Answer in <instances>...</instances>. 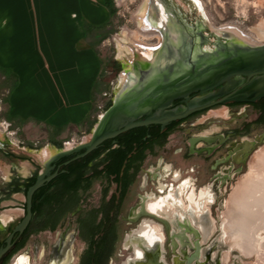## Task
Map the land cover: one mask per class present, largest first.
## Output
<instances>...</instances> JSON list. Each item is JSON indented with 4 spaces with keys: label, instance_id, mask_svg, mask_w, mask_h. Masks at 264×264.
<instances>
[{
    "label": "rangeland",
    "instance_id": "1",
    "mask_svg": "<svg viewBox=\"0 0 264 264\" xmlns=\"http://www.w3.org/2000/svg\"><path fill=\"white\" fill-rule=\"evenodd\" d=\"M150 1L153 6H158V3L159 6L163 5L165 9L169 10L168 12L174 13L186 27L191 28L194 32L200 29L201 35L206 37L209 43L204 47L212 48L217 39L228 43L225 36L216 32L217 29L224 26L236 28L252 43L261 42L262 38L259 37L258 28L260 23L264 22V0ZM118 2L114 0L115 13L110 25L111 33L107 39L98 45V53L105 69V86L104 93L97 101L93 111V125L91 127L65 130L57 135L51 130L34 124H10L5 118L6 90L4 86L7 78L3 75L0 77V192L2 194L5 193L7 187L3 172L6 168H19L24 164L32 165V173H39L42 164L34 155L29 154L28 150L36 151L35 153L46 147L74 150L78 144L88 138L97 118L105 112L106 102L114 99L115 89L124 68L123 62L117 57L116 40L124 32L130 41H135L136 37L134 36L138 34V29L134 16L143 0ZM148 17L150 18L151 15ZM158 40L157 36L146 39L137 37V41L151 46L156 45ZM130 44L137 52L135 44ZM232 89L233 87L229 88L227 84L223 89L208 95L197 92L191 101L214 98ZM172 108L171 106L166 110H172ZM153 113L157 114L158 112L153 111ZM203 134L214 139L211 144L196 145L200 146V149L213 148L207 157L205 153L195 152L191 154L189 151L190 140ZM52 135L55 136L53 140L51 139ZM220 137L224 139L223 143L219 142ZM257 137H260L261 140L255 148L249 150L244 155L243 160L235 162L229 155L230 151L241 146L244 141H253ZM52 141L60 142L62 147H56ZM225 156L227 158L216 165V162ZM161 161L163 164L171 165L172 171H178L180 175L177 180H173V174H167L161 181L164 190L159 193L157 181L152 175L158 169ZM256 168L260 175L258 179L253 177ZM222 169H227L228 179L225 183L220 184L218 175ZM144 179L145 186L142 188ZM185 180L189 181V187L182 191L181 185ZM254 180L259 184L264 181V124L256 121V115L249 108H227L214 105L186 122L175 126L164 146L155 148L152 153L147 154L132 185L128 188L125 198L117 209L116 239L113 252L109 258L100 261L93 256V252L89 250L83 239L80 227L81 221L88 220L91 213L103 204L102 193L106 185L100 181H95L90 190L82 195L78 209L65 215L55 231H42L31 235L23 248L10 258L8 264H52L53 261L55 264H61L65 250L69 254L68 264H125L133 259V249L136 245L135 243L128 244L126 240L132 233L138 231L142 222H151L162 233L163 244L160 258L163 264H173L175 259L181 264H185V257L190 256L195 251L193 242L199 244L200 257L198 260L201 264H213L216 260L218 264H264V222L259 225L256 231L254 230L255 234L250 230L252 234L247 235V238H236L238 240L235 246L231 245V248H224L229 241L230 244L232 243L228 239L229 233L225 228L224 218L228 217L235 201L252 193L251 190L254 188L251 186V182ZM241 185L244 186L243 190H241ZM209 187L212 188L214 193L212 190L211 192L214 195H212L211 202L207 203L201 200L200 193ZM173 189L179 191L181 205L179 210L175 209L169 215L171 226L168 233L163 224L153 216L142 215L137 220L132 219L131 212L139 208L143 196L153 194L160 198L166 196ZM190 192H192L194 201L203 202L199 212L208 221L209 230L207 233H198L196 237L183 232L181 234L182 240L187 241L191 247L177 246L173 249L169 233H178V228H181L175 225L182 224L181 212L184 213L188 207H191L192 212L186 214V221L190 223L191 217H196L194 206L189 203L188 199ZM115 193V186L111 185L104 203H107ZM6 202H10V204L2 203L4 211L1 214L9 217L13 213H17L16 211L20 208L19 204L23 203V199L20 194L12 195L6 198ZM112 214L113 212L110 217ZM18 216V214H14L12 217L18 218ZM220 227L225 229V232L220 233ZM253 235H256L254 237L257 239V243L254 245L255 249H251L253 247ZM248 239H250L252 247L246 251ZM175 242L180 245L179 240L176 239ZM180 248H183L182 252ZM203 254L204 258H202Z\"/></svg>",
    "mask_w": 264,
    "mask_h": 264
},
{
    "label": "crops",
    "instance_id": "2",
    "mask_svg": "<svg viewBox=\"0 0 264 264\" xmlns=\"http://www.w3.org/2000/svg\"><path fill=\"white\" fill-rule=\"evenodd\" d=\"M112 18L106 0H0V70L16 80L8 116L57 135L86 127L104 93L98 45Z\"/></svg>",
    "mask_w": 264,
    "mask_h": 264
},
{
    "label": "bare ground",
    "instance_id": "3",
    "mask_svg": "<svg viewBox=\"0 0 264 264\" xmlns=\"http://www.w3.org/2000/svg\"><path fill=\"white\" fill-rule=\"evenodd\" d=\"M119 2H122V0H117ZM148 0H143L142 5L137 10L134 19L137 24L138 34H136L135 41H130V39L127 37V35L122 32L119 35V39L116 40L117 44V57L123 62L124 65V71H130V74L133 73L131 71L132 66L129 64L128 60L132 56L133 59H136L138 67L142 70L141 73L136 74L135 77L132 75L131 83L133 84L132 89H126V92L123 93L119 99L124 103H133L135 101H138L143 96H145L151 89L156 87V85L160 83H168L171 82L174 79H177L179 75L174 74L169 76L166 79H162L161 75H163L166 71V69L169 67V64L171 62L170 57L167 55L168 53H162L159 55L158 58H154L156 54L158 55L159 52L153 51V52H146V47H153L151 45H146L140 41H137V37L140 36L143 39L157 36L159 38L158 43L162 42V36H161V30H168L170 35L173 37V41L171 40L170 43V49H173L175 53L179 52L181 49H185L187 47H191V58L195 61H203L206 58V55L209 53L208 47H204L199 45L200 39L199 37H190L191 33H189V30L187 28L180 27L175 19L173 18L172 12H168L169 10L165 9L164 6H153L151 13H146L148 9ZM118 2V3H119ZM148 15L151 17L149 18ZM259 37H261L260 43H252L250 39H248L246 36H243L241 32H239L234 27L224 26L222 28H219L216 30L217 33L222 34L225 36L228 40V45L230 48L239 49L243 51H248L252 53V56H250V60L253 59H261V57H264V22L260 23L259 28ZM190 35V36H189ZM135 44L136 51L132 48L131 44ZM156 44V45H157ZM191 44V46L189 45ZM262 51V52H258ZM255 52V53H254ZM185 68H190V64L186 62ZM261 68H264V63L261 64ZM231 68L228 67H222L219 69L212 70L208 73H206L201 79H198L196 82H193L192 84L188 85L187 87H193L195 85H198L202 82H213L217 78L221 77L222 75L229 72ZM122 76L119 78V82L117 84V88L115 89V92H117L120 84L122 83ZM237 77H231L228 79V86L229 88H232L236 85ZM185 90V88H184ZM204 100V99H203ZM206 101L209 100L205 99ZM153 103H145L142 106H140V109L137 111V113H134L135 117H138L141 115V113L146 112L148 109L151 108ZM170 101L165 103V106H169ZM183 107L178 108L179 110ZM101 118V115L99 116ZM119 120V119H118ZM116 120V124L118 122ZM96 131V128L92 129L91 132L88 134V138L78 144L75 148H78L81 145H86L88 142L91 141L94 132ZM74 148V149H75ZM69 149H56L54 147L41 150L40 152H28L31 155L36 156L39 159H50L54 157L52 160L59 157L61 154L70 152ZM50 160V161H52ZM41 161V160H40ZM49 161V162H50ZM45 163V161H41ZM48 163V162H47ZM46 163V164H47ZM4 175L7 179L11 175H14L16 173H19L21 171L14 170L13 167H8L4 171ZM256 177L255 173L253 175ZM257 176L259 174L257 173ZM262 176V174H261ZM261 185V184H259ZM258 183H252V193L249 194V196H242V198L235 201L234 205L232 206L231 212H229L228 217H225L226 220V226L229 233V240L231 242L236 243V238H247V235H250L258 229L259 225L264 222V184L259 186ZM243 187V186H242ZM241 187V188H242ZM242 190V189H241ZM205 192V191H204ZM245 194V193H244ZM153 200V198H152ZM197 200V199H196ZM229 201V200H228ZM163 202V203H162ZM166 200L160 199L158 202L154 201L151 206H149V209L155 213L156 215L165 216L168 217L169 214H171V211L176 209L175 202L172 200L169 207L165 205ZM169 203V202H168ZM149 205V204H148ZM194 206L196 204L194 203ZM179 207H177L178 209ZM185 208V207H184ZM188 209V208H187ZM200 209V208H199ZM179 210V209H178ZM187 212V211H186ZM201 214V213H200ZM172 217V215H171ZM254 220L251 222V220ZM179 224V223H178ZM143 231L141 232V235L133 236L131 237V243H136V254L135 259L137 261V264H146L144 261L148 263V261H158V264H160L159 256H160V248L161 244L163 242V236L159 232L158 228L154 226L151 222H142ZM197 226V225H196ZM205 227V226H204ZM250 230L252 233H250ZM255 230V231H254ZM255 234V233H254ZM256 235H253V247L250 244V239H248V246L246 248V251L250 248L255 249L254 245L257 243V239L254 237ZM130 238V237H129ZM177 239L179 237H176ZM181 239V238H179ZM243 249V248H242ZM250 252V251H249ZM134 261V260H133Z\"/></svg>",
    "mask_w": 264,
    "mask_h": 264
},
{
    "label": "trees",
    "instance_id": "4",
    "mask_svg": "<svg viewBox=\"0 0 264 264\" xmlns=\"http://www.w3.org/2000/svg\"><path fill=\"white\" fill-rule=\"evenodd\" d=\"M106 4L111 17H113L115 9L111 0H106ZM0 72L7 78L4 87L8 88L10 93L16 86L15 77L3 70ZM4 101L7 102L6 98ZM179 103L176 101L174 106ZM111 104L112 101L108 100L104 111ZM5 118L10 124H17L14 119L8 116L7 112ZM92 125L93 121L87 119L86 126L91 127ZM175 126L176 124H170L163 129L158 125H150L131 129L114 139L103 142L84 158L62 166L57 178L50 184L44 185L33 195L31 211L36 218L34 228L17 244L8 260L23 248L31 235L44 230L54 231L65 214L80 206L82 195L90 190L95 181L106 185L102 193L103 204L91 213L88 220L81 221L80 227L83 239L89 250L93 252V256L100 261L109 258L116 239L117 209L125 198L128 188L132 185L147 154L152 153L155 148L163 147ZM57 131L58 129L53 130L54 133ZM54 135L51 136L52 140ZM52 143L58 148L62 147L60 142L52 141ZM77 154L73 153L62 157L59 164L71 160ZM33 183L34 180L29 181L23 191L26 192ZM111 185L115 186L116 193L107 203H104ZM112 212V217H110Z\"/></svg>",
    "mask_w": 264,
    "mask_h": 264
},
{
    "label": "water",
    "instance_id": "5",
    "mask_svg": "<svg viewBox=\"0 0 264 264\" xmlns=\"http://www.w3.org/2000/svg\"><path fill=\"white\" fill-rule=\"evenodd\" d=\"M148 9L152 8L153 4L150 0L147 1ZM173 18L176 23L182 27L187 28L189 33H191L192 38L199 37L201 46L209 45L206 37L201 35V30L198 29L194 32L191 28L185 26L183 22H181L174 13H172ZM162 42L158 43L153 47H146V52H159L158 55L154 58H158L161 52L168 53L167 55L170 57L171 62L169 67L166 69L165 73L161 75L162 79H166L171 75L177 74L179 77L177 79L172 80L168 83H160L156 85L153 89H151L145 96H143L138 101L133 103H124L119 97L126 92V89H132L134 86L131 83V78L133 73L139 74L142 70L138 67L136 59H133L132 56L129 58L128 62L132 66L130 71H124V68L121 72L120 77L122 76V83L120 84L117 92H115L114 99L112 100L111 106L101 114V118H97V122L93 126L92 129L96 128V131L93 134V137L90 142L86 145H81L74 150L61 154L60 156L70 155L73 153H78L71 160L64 163V165L69 164L75 160L84 158L89 153L97 149L103 142L107 140L114 139L118 135L129 131L134 128L146 127L150 125H158L164 127L172 122L181 121L186 119L187 117L204 111L214 105L224 104L227 98L221 99L214 103H210L209 100H200V101H190L187 104V101L190 99V95L195 93H206L211 90H214L218 86H220L224 81L228 80L231 77L237 75H244L250 77L255 69L261 68V63L264 62V57L261 59H253L250 60V56L252 53L248 51H243L239 49L230 48L228 43L221 42L217 39V42L213 44L212 48L209 49V53L206 55V58L200 62L192 60L191 58V47H187L185 49L179 50V52L175 53L173 49H170V43L173 37L170 35L168 30H161ZM174 42V41H173ZM191 46V44H189ZM262 52V51H258ZM117 53V51H116ZM255 53V52H254ZM158 56V57H157ZM257 60V62L255 61ZM188 62L190 64V68H185V64ZM222 67L231 68L229 72L217 78L213 82H204L195 85L193 87H187L188 85L196 82L198 79H201L206 73L219 69ZM257 73H264V69H260ZM119 77V78H120ZM135 77V75H133ZM133 86V87H132ZM185 88V90H184ZM180 99L182 109H178V107H173L172 110H166L169 106H165V103L170 101V103L175 100ZM153 103L150 109L146 112L141 113L140 116L135 117L134 113L140 109L145 103ZM153 111H157V114H154ZM119 119V120H118ZM118 120L117 124L115 123ZM28 152H36L32 150H28ZM59 156V157H60ZM49 170L45 171L42 175L38 176L34 183L28 187L25 193V203H26V215L23 220L13 229L12 233L8 236L5 241V245L0 248V261L3 256L8 252L12 244V238L15 234H22L28 223L31 219V201L33 195L44 186L45 183L49 182L56 174L48 175ZM156 218V217H155ZM157 219V218H156ZM161 223L167 226L166 222L162 219H157Z\"/></svg>",
    "mask_w": 264,
    "mask_h": 264
},
{
    "label": "flooded vegetation",
    "instance_id": "6",
    "mask_svg": "<svg viewBox=\"0 0 264 264\" xmlns=\"http://www.w3.org/2000/svg\"><path fill=\"white\" fill-rule=\"evenodd\" d=\"M257 62V60H255ZM264 63V62H262ZM261 63V64H262ZM260 69H264V68H260ZM260 69H255V72H253V74L250 77L244 76V75H237L234 77H237L236 80L237 83L236 85L233 87V89L231 91L228 92H224L222 94H220L217 97L214 98H210L209 102L210 103H214L216 101H219L221 99L227 98L226 102L224 104H218L215 106H224L227 108H240V107H244V108H249L251 109V111L256 115V121L264 124V73H257L258 70ZM233 77V78H234ZM228 84V80L224 81L220 86H218L217 88H215L214 90H211L209 92H206V95H208L209 93H212L216 90H220L223 89L226 85ZM194 96V94L188 96L190 97V99L187 101V104L193 99L192 97ZM176 101H179V105L174 106V103ZM170 105L172 107H182L184 105L181 104V100L180 99H175L173 100ZM205 111V110H204ZM202 112V111H201ZM200 112L195 113L189 117H187L184 120L181 121H176V122H172L170 124H176V126L178 124H181L183 122H186L187 120H189L190 118L198 115ZM170 124L166 125L163 127V129H165L166 127H168ZM213 138H210L208 135H199L193 139L190 140V153H205L206 157L210 155V153L213 151V148L208 147L206 149H200V146H196L197 144L203 145V143H207V144H211L213 142ZM220 143H223L224 139L222 137H220L219 139ZM261 140L260 137H257L255 140L253 141H244L242 143L241 146L235 147L232 151H230L229 155L233 158V160L235 162H239L241 160H243L244 155L249 151V150H253L255 148V146L257 145V143ZM197 149V150H196ZM36 154V153H35ZM67 156V155H65ZM228 156V155H227ZM227 156L223 157L222 159L218 160V162H216V165H219L221 163V160L226 159ZM64 157V156H60L57 157L56 159L52 160L54 157L44 160V159H39L36 156V159L42 164L41 170L39 173L34 174L32 173V165H22L21 167L17 168V167H13L14 170H19L21 172L16 173L14 175H11L9 177V179L6 178V176L4 175V178L7 181V187L5 190V193L2 194L0 192V248L3 247L5 245V241L8 238V236L12 233L13 229L23 220V218L26 215V203H25V193L23 190L26 187V185L28 184L29 181L31 180H36V178L40 175H42L45 171L49 170L48 175H53L56 174L53 179H51L49 182L45 183L46 184H50L51 182H53L57 176L59 171L61 170L62 166H64L63 164H59V160ZM45 161V163L41 162V161ZM52 160V161H50ZM50 161V162H49ZM48 162V163H47ZM47 163V164H46ZM31 166V167H30ZM32 173V174H31ZM173 174V180H177L179 178L180 172L172 171V167L169 164H163L162 161L159 164L158 169H156V171L153 173L152 177L154 179H156L157 181V190L159 191V193H162L164 190V185L162 184V179L167 175V174ZM255 175L256 179H258L259 177L257 176V168L255 169ZM228 171L227 169H222L221 172L219 173L218 177H220V184L225 183V181L228 179ZM260 176V175H259ZM13 178V179H12ZM251 183H256V181H252ZM259 184V183H258ZM261 185L264 184V181H262L260 183ZM259 185V186H261ZM145 186V179L143 180V185L142 188ZM243 185H241L242 187ZM252 186V185H251ZM189 187V181L185 180L183 181L181 188L182 191L186 190ZM244 189V186L242 187V190ZM212 188H205L201 193H200V197L201 200L207 203L211 202V198L213 197L212 195H214L213 190L211 192ZM205 191V192H204ZM21 195V198L23 199V203L19 204L18 211H16L17 213H13L14 214H18V218H13L12 216H6V215H2V211H4L2 209V206H4V203H9L10 202H6V198L11 197L12 195ZM153 198V200H152ZM160 199H165L166 203L165 205L167 207H169L170 203L172 202V200H174V204L177 207H180L181 203L179 201V191L178 190H170L169 193L164 196V197H160L157 198L155 197L153 194H149L146 196H143L141 198V204L139 205L138 209H134L131 212V217L134 220H137L140 216L142 215H150L153 216L154 218L156 217L157 219H162L166 222L167 226L164 225L167 233L170 230V226H171V222L169 221V216L165 217V216H160V215H156L155 213H153L150 209L149 206H151L150 204H152L154 201H159ZM188 199H189V203H192L194 206V203L196 204V206L193 207V209H195L196 212V217H191V221L190 223L186 221V214L192 212L191 207H188V209L182 213L181 212V217L182 218V224L180 223L179 225L175 224L178 227V233H169V238L171 240L172 243V247L173 249H175L177 246H182L183 248L185 246H190V244L187 241H183L181 238V234L184 232L189 233L190 235H193L194 237L197 236V234L204 232L207 233L209 230V225H208V221L203 217V215L200 214V209L202 207V201H194L193 197H192V192H190V194L188 195ZM169 202V203H168ZM3 203V204H2ZM163 203V202H162ZM7 204V205H9ZM149 204V205H148ZM6 206V205H5ZM200 208V209H199ZM78 208H76L75 210H77ZM74 210V211H75ZM73 212V211H72ZM72 212L68 213L71 214ZM32 214V211H31ZM67 215V214H65ZM170 215V214H169ZM64 217V216H63ZM62 217V218H63ZM175 217V216H174ZM62 220V219H61ZM251 220V219H250ZM36 218L35 216H31V219L28 223V226L26 227V229L24 230V232L22 234H15L12 238V244L10 249L8 250V252L3 256L2 260L0 261V264H8L10 258L14 255H12L9 260L8 257L10 256V254L12 253V251L16 248L17 244L19 242H21L27 235H29L33 228H34V224H35ZM254 220H251V222ZM224 223L226 224L225 218H224ZM197 225V226H196ZM196 226V227H195ZM205 226V227H204ZM143 226L142 223L139 226V229L136 233H132L128 239L126 240L128 244H131V237L133 236H137V235H141V232L143 231ZM177 228V227H176ZM181 229V230H180ZM220 233L225 232L221 227H220ZM56 230V229H55ZM54 230V231H55ZM175 230V229H174ZM227 230V229H226ZM44 231H49V230H44ZM42 232V231H41ZM51 232V231H50ZM160 232V231H159ZM161 233V232H160ZM162 235V233H161ZM163 236V235H162ZM176 237H179L181 239H177ZM179 240L180 245H177L175 240ZM131 241V242H130ZM237 242V240H236ZM126 243V244H127ZM136 244V243H135ZM163 244V242H162ZM162 244H161V248H162ZM222 244V243H221ZM219 244V245H221ZM232 246H235V241L232 242L230 244V241L228 243V245L224 246V248H231ZM137 245L134 246L133 249V259L131 261L126 262L125 264H137V261L135 259V254H136V247ZM193 247H194V252L190 255V256H186L185 257V264H201L200 260H198V258L200 257V250H199V244L196 242H193ZM161 248H160V252H161ZM183 248H180V251H183ZM58 253V251H57ZM65 256L63 257V259L61 260V264H68V260H69V254L67 253V251H64ZM202 258H204V254L202 256ZM134 260V261H133ZM147 261V260H146ZM144 261V263L146 264H158V261H148V263ZM159 261L160 264L162 263V259L159 256ZM17 263V262H16ZM19 264H23V263H19ZM52 264H55V261L52 262ZM173 264H181L177 259L174 260ZM213 264H218L217 260L213 263Z\"/></svg>",
    "mask_w": 264,
    "mask_h": 264
}]
</instances>
